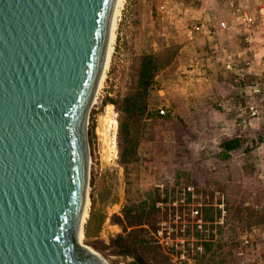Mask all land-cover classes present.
Wrapping results in <instances>:
<instances>
[{"label": "rangeland", "instance_id": "374dc122", "mask_svg": "<svg viewBox=\"0 0 264 264\" xmlns=\"http://www.w3.org/2000/svg\"><path fill=\"white\" fill-rule=\"evenodd\" d=\"M227 2H234L229 14ZM244 9L256 17L253 34L259 55L254 64L258 74L241 85L226 71L221 49L243 50ZM121 12L110 63L89 114L90 208L82 242L109 264H173L162 249L152 244L150 249L139 239L148 237L146 231L153 236L169 216L170 208L158 202L175 200L178 189L194 184L225 192L232 218L241 222H229L222 234L219 225L220 240L192 226L189 233L204 238V247L208 242L216 245V263L264 264V233L254 249L242 243L246 224L264 230V20L249 0H125ZM219 20L228 21L231 28L219 30ZM191 28L196 31L193 40L187 35ZM149 66L156 67L157 74L141 94L139 84ZM254 83L261 93L253 127L239 131L231 123L232 114L225 120L228 130L209 124L210 117L216 121L214 116L222 114V105L233 109L244 103ZM133 97L142 98V105L145 101V115ZM160 108L168 114L160 115ZM226 136L241 138L227 160L216 154ZM151 202L159 209L158 218L145 227L131 226L123 211L143 204L148 208ZM210 211L204 209L203 215L215 220L216 210ZM115 216L121 217L124 228L115 223ZM123 236L139 246L134 252L144 260L123 254L129 249Z\"/></svg>", "mask_w": 264, "mask_h": 264}, {"label": "water", "instance_id": "95a60500", "mask_svg": "<svg viewBox=\"0 0 264 264\" xmlns=\"http://www.w3.org/2000/svg\"><path fill=\"white\" fill-rule=\"evenodd\" d=\"M116 1L0 0V264H109L79 238Z\"/></svg>", "mask_w": 264, "mask_h": 264}, {"label": "built area", "instance_id": "2783aa9c", "mask_svg": "<svg viewBox=\"0 0 264 264\" xmlns=\"http://www.w3.org/2000/svg\"><path fill=\"white\" fill-rule=\"evenodd\" d=\"M264 20V11L259 14ZM240 25L245 30L244 47L241 51H234L227 47L221 49L224 59V66L227 72L236 75L241 85L246 84L249 76L253 74L255 58L250 57L255 52V37L253 31L256 26V17L245 11L240 18ZM228 21L218 23L219 30H229ZM187 35L195 39L196 31L188 29ZM264 63V56H263ZM251 92L247 95L244 103L234 107L236 112L235 127L239 131H246L253 127L259 119V108L256 97L261 93L259 83H254ZM162 116L168 114V110L160 108ZM163 187V185H160ZM158 206L170 208V214L163 218L158 227L153 231V237L170 257L173 264H196L198 256L204 252V238L195 233L190 234L189 229L194 228L199 232L218 238L219 225H224L229 214V196L216 189H199L195 185H189L178 189V197L175 200L165 202L161 200ZM213 208L217 212L215 220H205L203 210ZM264 233L260 226H253L245 229L242 235V243L245 247L254 249L258 245V237ZM243 252L239 253L242 254Z\"/></svg>", "mask_w": 264, "mask_h": 264}, {"label": "trees", "instance_id": "16d2710c", "mask_svg": "<svg viewBox=\"0 0 264 264\" xmlns=\"http://www.w3.org/2000/svg\"><path fill=\"white\" fill-rule=\"evenodd\" d=\"M227 6H228L227 7L228 10L227 11L225 10V11L227 13H228V11L231 13V10H233V9H231L230 3H228ZM219 22H221V20H219ZM156 70H157L156 67L151 68V66H149L147 69H144L143 74H142V79H141V82L139 84V91H140L141 94L146 93L147 90L149 89L150 85L152 84V82H153V80H154V78H155V76L157 74ZM232 75L234 77L236 76L234 74H232ZM236 79H237V77H236ZM133 102L134 103L137 102L140 105V108H139L140 111L139 112H140V114H144L145 115L146 107H147V104L145 103V101H144L145 105H142V103H143V99L142 98L139 99L137 97H133ZM132 110H133L132 107H128L127 108V112L129 113V115H131ZM148 115L149 114L147 112L146 113V117H147V119L150 120L151 117H149ZM240 140H241V138L239 136H235V137H227L226 136V137H224L219 143L220 144L219 145V149L220 150H219V152L216 153L217 156H219V157H221L222 159H225V160L230 158L231 152L234 149H236L237 147L240 146ZM186 186H189V185H186ZM198 188L199 189H203V188H201L199 186H198ZM155 206H156L155 202H151L150 206L148 208H146V204H143V205L139 206L138 210L135 207L134 208L128 207V208H126L123 211V214L128 219V221L131 224V226H133V227L144 226L145 227V226H148L147 225L148 223H150L153 220H156L158 218L159 209L157 207H155ZM205 209L207 211L211 210L210 212H212L214 210L213 208H210V209L209 208H205ZM228 209H229V214H228L226 223L224 225H222V227L220 228L221 234H222V229H224L226 226L228 227L229 222H234V224H238V222H241L240 219L237 216H236L237 218L235 220L232 218V211L233 210H232V205L230 203H229ZM204 218H205V220H209L211 217H209V215L205 216V213H204ZM114 221H115V223H119L121 225V227L124 228L123 221L121 220V217L115 216ZM246 225L248 226L247 228L256 226V224H253V223L252 224L248 223ZM146 235L148 236L146 239H141V238L139 239L141 245H143L144 243L145 244H150L149 248L152 249V247H151V244H152V245H154L155 248L162 249V247L159 245V243L156 241V239L152 235L150 236V233H148V231H146ZM123 239L125 241V243H124L125 246L129 248L127 250V253H125V251H124L123 254L124 255L127 254V256L129 254H132V255H129V256H133L135 259L139 258L140 260H144V255L143 254L140 253L141 255H139V254L136 255V253L134 252L135 251V247L138 246V245L133 243L127 236H123ZM218 239L219 240L221 239L220 235H219ZM204 245H205V247H204L205 250H204L203 254L197 259L196 264H219V263H216L217 262L216 259H215L216 258V254L214 253V248H215L216 245L214 243H209V242L208 243H204ZM164 253H165V251H164ZM165 255L169 259V256L166 253H165Z\"/></svg>", "mask_w": 264, "mask_h": 264}, {"label": "bare ground", "instance_id": "6f19581e", "mask_svg": "<svg viewBox=\"0 0 264 264\" xmlns=\"http://www.w3.org/2000/svg\"><path fill=\"white\" fill-rule=\"evenodd\" d=\"M124 3H125V0H117L116 4H115V8H114V11L112 14V19H111L110 32H109L108 44H107V52H106V58H105L104 66H103V72H102L98 87H97L96 92H95L93 103H94V100L96 98V94L98 92L99 86H101V83H102L103 78L105 76V73L107 71V67L109 66V63H110V59H111L112 52H113V46H114V42H115V38H116V30H117L116 28H117L119 18H120L121 13H122L121 11L123 9ZM89 189H90V180H89L88 191H87V203H86V207H85V211H84V215H83V220H82L83 226H84V223L89 216V208H90L89 207V199H90ZM82 237H83V231L81 232V236L79 238L80 244L91 249V250H93V251H96L91 246L84 244L81 240Z\"/></svg>", "mask_w": 264, "mask_h": 264}, {"label": "crops", "instance_id": "0c3cea01", "mask_svg": "<svg viewBox=\"0 0 264 264\" xmlns=\"http://www.w3.org/2000/svg\"><path fill=\"white\" fill-rule=\"evenodd\" d=\"M237 1V0H236ZM240 1H246V0H240ZM251 1L252 4H254L256 6V10H257V14H260V11L263 10L264 11V0H249ZM234 4V2L232 4H230V7L231 9L234 10V7L232 6ZM232 11V10H231ZM245 11H248L247 9H244L243 12ZM242 12V13H243ZM249 12V11H248ZM250 13V12H249ZM256 38H255V42H254V48H256ZM256 51V49H255ZM259 53L256 54L255 52L253 53V55H251L250 57H258ZM255 63L257 62V58L255 59ZM261 60V59H260ZM263 61V60H262ZM253 74H258L257 73V69L254 65L253 67ZM261 77L260 78H264V69L261 70V73H260ZM237 85V84H236ZM222 114L221 115H215L214 118L216 119V121H213V117H210V122L209 124H212V125H215L219 128H226V130H228V128H230V125H228V123H226V119H229V117H231V114L233 115V122H231L233 124V126L235 125V120H236V112L234 111V108L232 109V107H228L226 105H222ZM197 110V109H196ZM196 112V111H195ZM216 112V111H215ZM216 114V113H215ZM220 119V120H219ZM228 133V132H226ZM229 135V133H228ZM231 135V134H230ZM229 135V136H230ZM212 140L216 141L217 140V137L216 138H213Z\"/></svg>", "mask_w": 264, "mask_h": 264}]
</instances>
